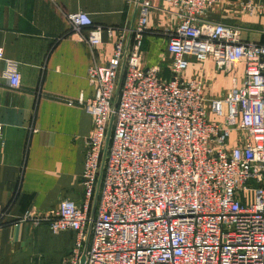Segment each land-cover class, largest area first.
Instances as JSON below:
<instances>
[{
	"label": "built area",
	"instance_id": "1",
	"mask_svg": "<svg viewBox=\"0 0 264 264\" xmlns=\"http://www.w3.org/2000/svg\"><path fill=\"white\" fill-rule=\"evenodd\" d=\"M163 2L179 19L167 42L171 78L143 64L154 5L141 0L133 27L107 28L110 37L119 32L113 57L90 66L95 95L79 99L93 119L81 175L85 201L64 200L42 214L31 209L19 221L48 223L53 234L76 232L64 264H80L88 226L85 264H264V43L204 18L228 0ZM233 3L242 14L264 18V4ZM66 18L79 42L102 44L104 28L87 13ZM188 57L211 60L227 73L243 65V83L210 100L202 79L183 77ZM0 62L18 89V63L3 48Z\"/></svg>",
	"mask_w": 264,
	"mask_h": 264
},
{
	"label": "crops",
	"instance_id": "2",
	"mask_svg": "<svg viewBox=\"0 0 264 264\" xmlns=\"http://www.w3.org/2000/svg\"><path fill=\"white\" fill-rule=\"evenodd\" d=\"M140 1L0 0V48L6 59L18 63L21 75L20 87L12 88L0 62V264H64L75 250L76 232L53 234L48 223L19 220L31 209L42 214L57 210L64 200L85 201L81 175L93 119L79 99L95 95L88 81L90 66H106L113 57L119 32L110 37L107 28L133 27ZM233 1L207 11L204 18L237 27L244 41L264 43V18L242 14ZM153 5L143 64L159 68L160 78L169 80L173 57L167 42L179 19L163 0ZM78 12L104 28L101 45L90 48L71 35L66 16ZM187 59L183 77L202 79L210 100L224 98L235 82L243 83V65L227 73L211 60ZM97 206L94 195L90 216ZM87 236L81 258L91 245L89 226Z\"/></svg>",
	"mask_w": 264,
	"mask_h": 264
},
{
	"label": "water",
	"instance_id": "3",
	"mask_svg": "<svg viewBox=\"0 0 264 264\" xmlns=\"http://www.w3.org/2000/svg\"><path fill=\"white\" fill-rule=\"evenodd\" d=\"M121 82H122V75L120 76L118 91L120 89ZM102 170H101V173H102ZM99 186H100V182L98 184V190H99ZM96 198H98V194L96 195ZM85 261H86V251L81 258L80 264H85Z\"/></svg>",
	"mask_w": 264,
	"mask_h": 264
},
{
	"label": "rangeland",
	"instance_id": "4",
	"mask_svg": "<svg viewBox=\"0 0 264 264\" xmlns=\"http://www.w3.org/2000/svg\"><path fill=\"white\" fill-rule=\"evenodd\" d=\"M213 94H215V93H213ZM212 95V94H211Z\"/></svg>",
	"mask_w": 264,
	"mask_h": 264
}]
</instances>
